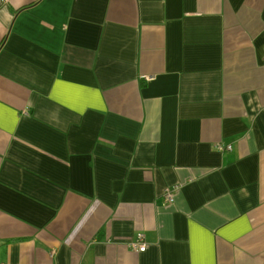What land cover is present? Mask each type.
Returning a JSON list of instances; mask_svg holds the SVG:
<instances>
[{
	"label": "crops",
	"instance_id": "obj_1",
	"mask_svg": "<svg viewBox=\"0 0 264 264\" xmlns=\"http://www.w3.org/2000/svg\"><path fill=\"white\" fill-rule=\"evenodd\" d=\"M0 264H264V0H0Z\"/></svg>",
	"mask_w": 264,
	"mask_h": 264
},
{
	"label": "built area",
	"instance_id": "obj_2",
	"mask_svg": "<svg viewBox=\"0 0 264 264\" xmlns=\"http://www.w3.org/2000/svg\"><path fill=\"white\" fill-rule=\"evenodd\" d=\"M217 149L219 151H223V150H230V146H226L225 148L223 146L217 145ZM163 200L165 202H172L173 201V197H172V193L169 189L164 190L163 192ZM129 248L134 251V252H143L146 249V244L144 242V236L141 232H138L135 236V239L130 242L128 244Z\"/></svg>",
	"mask_w": 264,
	"mask_h": 264
}]
</instances>
